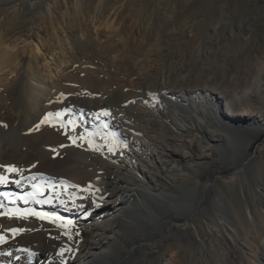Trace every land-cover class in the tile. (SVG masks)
I'll return each instance as SVG.
<instances>
[{"label": "rangeland", "instance_id": "obj_1", "mask_svg": "<svg viewBox=\"0 0 264 264\" xmlns=\"http://www.w3.org/2000/svg\"><path fill=\"white\" fill-rule=\"evenodd\" d=\"M96 2L97 0H80L83 13L68 28L72 58L58 83L63 91L71 95L74 90L82 89L78 105L85 104V96L96 97L104 91H111L133 102L131 108L138 97L144 102V110L139 111L149 119L146 103L153 101L156 94L166 104L170 99L175 102L171 94L183 90L192 110L180 109L175 105L179 111L178 119H186L188 122L181 132H178L180 129L177 122L171 120V113L165 111L163 106L158 107L157 111L163 117L167 129L166 137L197 133L206 137L209 144L207 146L188 141L184 146L195 154L204 155L200 165H195L200 171L198 174L187 165V161L175 156V166L171 171L176 180L171 179L167 174L168 170L158 180L150 177L153 184L166 187L178 200L181 198L179 194L191 192L196 178L201 183L211 182L207 192L215 202L210 204L207 201L203 212L195 215L188 224L173 225L174 229L170 234H164L162 238L150 236L155 244L143 256L146 264H162L171 257H174L176 264H182V261L185 264H202L200 260L204 256H207L208 264H233L230 257L225 259L221 255L225 247L233 251L228 239V234L231 233L245 249L261 259L258 239L264 231V0H126L128 8L133 5V8L142 10L149 16L148 20L134 22L135 26L142 28V33L132 36L124 26L128 23L110 15L116 0L105 1V11L97 21V25L101 27L97 34L96 27L91 22ZM124 14H128V9ZM27 15V8L21 4V9L4 24L6 38L21 28ZM107 24H111L112 29L106 30L104 26ZM121 26L119 35L115 34L113 40L105 41L108 32L114 33ZM145 27H148L147 34L143 33ZM156 49L163 52L161 60L154 54ZM19 56L22 57L21 63L13 70L8 82L12 93L11 103L16 108L22 107L36 113L39 118H43L45 112L61 111L54 108L55 103L47 106L42 99H38V92L34 89L32 76L27 69L29 58L22 52ZM168 75L166 85L158 90L150 89L161 77ZM132 80L138 90L127 88L126 84ZM206 88L209 92L221 93L222 102L218 99L215 103L200 104L196 98ZM225 101L230 102L232 113L243 108L250 109L248 117H237L234 121L242 126H252L257 131L256 136L251 135L245 127H239L238 131L228 127V119L221 113ZM192 103L198 106L197 113L193 112ZM205 116L216 123L215 133L221 136L220 140L211 137L200 124ZM35 135L41 138L38 146L45 144L54 147L67 142L66 136L53 128ZM76 155L73 150H64L58 156L46 157L41 171L58 173L66 178L73 177L83 185L89 176L87 171L81 169L82 164L76 159ZM250 156L256 166L252 161L246 164L245 171L239 172L240 178L229 183V179L234 176L235 167ZM189 161L193 164L195 160L190 158ZM249 165V170H246ZM185 174L188 176L183 180L182 176ZM250 188L255 190V194H252ZM247 200L250 201V213L247 212ZM129 205L141 211L142 217L129 213L127 217L137 222L133 224L134 228L126 227L120 233L113 232L111 251L121 259L132 250L137 238L143 237L148 230L142 229L144 220L158 222L157 213L147 204L139 207L130 201ZM158 213L164 221L171 218L168 211ZM217 215L229 222V231H224L220 225L210 230L206 227L205 218L214 223ZM251 220L254 221L253 224ZM48 229L52 242L62 244L66 250H72L71 244L82 246L88 241L86 230L78 219L72 220V227L69 229L71 238L62 234L65 229L56 230L52 224ZM185 255L188 257L185 258Z\"/></svg>", "mask_w": 264, "mask_h": 264}, {"label": "bare ground", "instance_id": "obj_2", "mask_svg": "<svg viewBox=\"0 0 264 264\" xmlns=\"http://www.w3.org/2000/svg\"><path fill=\"white\" fill-rule=\"evenodd\" d=\"M105 1L97 0L91 16V22L96 27L97 34L100 33L101 28L97 25V21L105 11ZM21 4H24L28 10L26 20L18 31L6 38L4 24L21 9ZM130 8L126 5V0H116L110 15L114 16L116 20L128 23L127 26H124L127 28L128 34L132 36L139 32L142 33V28L135 26L134 22L148 20L149 16L142 10L133 8V5ZM126 9H128V14L125 15ZM82 13L80 0H0V165L12 166L20 170V174L17 175L15 172L5 173L4 167H0V174H6L10 181L7 185H0V204L5 206L0 208V213L16 208H30L36 213L46 214L47 217L38 218L30 215L25 219L18 218L16 215L11 217L0 215V234L4 235L7 241L0 243V253H11V255L0 254V264H116V262L117 264H146L143 256L148 248L155 244V240H151L150 236L161 237L164 234H170L174 229L172 224L180 226L188 224L195 215L203 212L207 201H210V204L215 202L207 192L211 187V182L201 183L196 178L195 187L191 189V192L179 194L181 198L178 200L173 193L167 191L166 187L161 184H153L150 180V177H155L158 180V177L166 170H168L167 174L171 179L176 180V176L171 171L175 166V156L187 161V165L195 174L200 172L195 168V165H200V160L204 155L195 154L184 146L188 141L190 143L196 141L208 146L206 137L191 133L167 138L165 122L157 111L159 106H163L165 111L171 113V120L177 122L180 129L178 132L185 129L188 122L186 119H178L179 111L175 107L177 104L180 109L192 110L188 96L183 90L171 94L175 102L170 99L166 104H163L158 94L153 97V101L145 102L148 106L146 109L150 113V118L147 119L139 111V109L144 110V102L138 97L135 98L136 104L131 108L133 102L131 103L111 91H104L96 97L83 94L86 97V102L78 105L82 97L80 95L82 89L74 90V94L70 95L66 94L63 87L58 84L65 72L64 69L70 65L72 58L68 28L81 17ZM111 27V24L104 26L106 30L112 29ZM148 27L143 29V33H146ZM121 28L122 26L120 30L115 28L114 33L108 32L105 41L113 40L115 34L119 35ZM21 52L29 58L27 69L32 76L31 81L34 84V89L38 92V99H42L47 106L55 103L56 107L54 108L57 110L71 109L78 124L75 131L70 127L63 129L58 126L51 127L48 124H43L37 129L36 125L40 124L43 118H39L36 113L22 107L16 108L15 104L11 103L12 93L8 82L14 73L13 70L21 63L22 57L19 56ZM154 54L160 60L163 58V52L160 49H156ZM170 60L169 58L168 61ZM168 77L169 75L161 77L150 89H160L167 84ZM126 86L129 89L138 90L133 80L128 81ZM207 89L203 94L200 92L199 97L196 98L200 104L215 103L218 99L222 102L221 93L209 92ZM192 106L193 112L197 113L198 106L195 103H192ZM114 107L117 109H113ZM104 109L111 112L110 117L104 118L109 126L107 132L114 133L118 141L113 152L107 151L104 141L99 137L95 138L96 144L101 146V150L98 152L89 150L87 144L78 139L79 135L97 131L98 121L92 114ZM214 109L216 108L214 107ZM221 113L228 119V127L232 130L238 131L239 127H245L251 135L256 136L257 131L252 126H242L234 121L237 117L242 119L248 117L250 109L243 108L239 112L232 113L230 102L225 101ZM200 124L207 129V133L211 137L220 140L221 136L215 133L217 127L214 121H209L205 116L201 119ZM48 128L62 132L66 136L67 142L54 147L45 144L38 146L41 138L35 134H40ZM73 140L76 142L73 143ZM53 149L55 151H52ZM64 150L76 152V159L82 164L81 169L88 172L89 179L85 184L80 185L73 177L66 178L58 173L41 171L46 157L58 156ZM190 158L195 160L193 164L190 163ZM250 162L256 166L253 157L250 156L241 165L235 167L234 176L229 179V183H234L235 178L239 177V172L245 171V165ZM249 168L250 165L246 170ZM257 168L259 169L258 166ZM33 176L37 177L36 181L30 179ZM187 176V174L183 175V180H186ZM257 176L260 178L259 173ZM15 180L20 181V186L11 183ZM61 181H66L67 185L78 187H62ZM31 183L44 184V195L39 199L41 201L50 199L51 202H30L25 205L22 201L17 200L13 204L10 202L11 197L3 195L4 193L23 195L31 192ZM52 185L55 187L49 191ZM89 185H91L90 188ZM84 189H88V191H84ZM250 191L255 194L253 188H250ZM130 201L139 207L147 204L152 211L157 213L158 222L153 223L142 219L144 220L142 229L147 228L148 230L143 237L137 238L132 250H129L121 259L113 255L111 251L113 232L120 233L126 227L134 228L133 224L137 222L135 219L127 217L129 213L136 217H142L141 211L135 210L129 205ZM210 208L213 209V206ZM250 209V201L247 200L248 213H250ZM160 211L170 212V220L164 221L162 215L158 213ZM213 211L216 213L215 209ZM55 217L62 218L63 222L80 220L86 230L88 241L81 244L82 246L71 244V251L66 250L62 244L52 242L49 225L52 224L56 230H63L58 227L61 221L55 220ZM205 220L209 230L218 225L224 231L230 230L229 222L218 215L214 223L206 218ZM251 221L253 224L254 221ZM13 228H21L23 231L18 235H13L9 231ZM263 235L264 231L258 239L261 259H257L254 253L245 249L233 233L228 234L233 251L225 247L221 255L225 259L230 257L233 264H264ZM18 249H27L35 255L29 259L27 253L20 252ZM62 249L65 250L63 257L59 255ZM186 257L188 255H185ZM173 258L171 257L162 264H176ZM200 262L208 264L207 256H204ZM182 264L185 263L182 261ZM188 264L193 263L189 262Z\"/></svg>", "mask_w": 264, "mask_h": 264}, {"label": "snow or ice", "instance_id": "obj_3", "mask_svg": "<svg viewBox=\"0 0 264 264\" xmlns=\"http://www.w3.org/2000/svg\"><path fill=\"white\" fill-rule=\"evenodd\" d=\"M92 115L98 121L97 131L93 132V133H85V134L79 135L78 139L81 142L86 143L89 150L98 152L101 150V146L96 144L95 138L99 137L101 140L104 141V147L107 148V151L113 152L114 148L118 144V141H117L114 133H108L107 132V128L109 126L105 122V119H104V118L110 117L111 112L107 109H104V110H101L99 112H95ZM43 124H48L51 127H57L58 126L60 128H63V129H67L70 127L73 131H75L78 127L77 119L73 117L72 110L68 109V108H65L61 111L47 113L43 117V119L40 121V124L36 125V128L39 129V127ZM5 127H6V125H5ZM69 138L72 139V137H69ZM75 142L76 141L73 140V143H75ZM52 151H55V149H53ZM0 167H4L5 173L15 172L17 175L20 174V170L15 169L12 166L0 165ZM30 179L32 181H36L37 177L33 176ZM9 182L10 181H9L8 176L6 174H0V185H7ZM11 183H15L17 186H20L19 180L11 181ZM60 185L62 187H69V186L70 187H78L76 185H67L66 181H61ZM30 187L32 188V191L24 193L23 195H18L16 193H4L3 195L5 197H11L10 202L13 204L17 200L22 201L25 205L29 204L30 202H35V203H50L51 202L50 199H45L43 201H41L39 199L40 196L44 195V191H45L44 184H42V183H31ZM53 187H55V185L50 186L49 191H51V188H53ZM90 187H91V185H89V188ZM84 191H88V189H84ZM4 207L5 206L3 204H0V208H4ZM0 215H9L10 217L12 215H16L18 218H25V219L30 215L37 216L38 218H47L46 214L36 213L30 208H24V209L16 208V209H11V210H6L5 212L0 213ZM55 220L61 221V223L58 224V227L65 229V231L62 234L69 236V238H71L69 229L72 227V221L63 222L62 218H60V217H55ZM9 231L13 235H18L20 232L23 231V229L13 228V229H10ZM6 242L7 241L4 237V235L0 234V243H6ZM67 250L70 251V249H67ZM18 251L27 253V256L29 259H31V257L35 255V253H33L27 249H18ZM64 251H65L64 249H62L60 251L59 255L61 257H63ZM0 254L11 255V253H0ZM17 259H19V257H17Z\"/></svg>", "mask_w": 264, "mask_h": 264}, {"label": "water", "instance_id": "obj_4", "mask_svg": "<svg viewBox=\"0 0 264 264\" xmlns=\"http://www.w3.org/2000/svg\"><path fill=\"white\" fill-rule=\"evenodd\" d=\"M172 225H174V224H172Z\"/></svg>", "mask_w": 264, "mask_h": 264}]
</instances>
